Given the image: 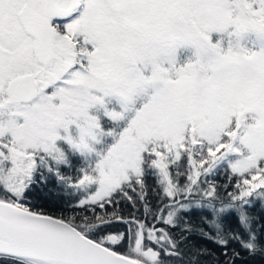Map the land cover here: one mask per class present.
<instances>
[{"label":"snow or ice","instance_id":"1","mask_svg":"<svg viewBox=\"0 0 264 264\" xmlns=\"http://www.w3.org/2000/svg\"><path fill=\"white\" fill-rule=\"evenodd\" d=\"M0 264H264V0H0Z\"/></svg>","mask_w":264,"mask_h":264},{"label":"trees","instance_id":"2","mask_svg":"<svg viewBox=\"0 0 264 264\" xmlns=\"http://www.w3.org/2000/svg\"><path fill=\"white\" fill-rule=\"evenodd\" d=\"M221 182L223 181V177L220 178ZM130 209L126 208L125 212L129 211Z\"/></svg>","mask_w":264,"mask_h":264}]
</instances>
